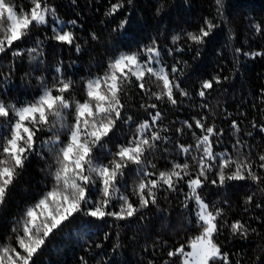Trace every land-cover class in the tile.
Segmentation results:
<instances>
[{
	"label": "trees",
	"instance_id": "trees-1",
	"mask_svg": "<svg viewBox=\"0 0 264 264\" xmlns=\"http://www.w3.org/2000/svg\"><path fill=\"white\" fill-rule=\"evenodd\" d=\"M47 2L55 6L60 19L78 22L73 29L76 41L73 45L64 44L50 39L53 34L50 28L33 27L29 43L17 42L13 47L34 46L38 37L43 41V63H30L27 53L23 57H13L11 50L0 54V100L5 104L22 102L25 98L30 100L38 95L36 77H44L51 85L57 66L62 68L65 79L74 81L71 92L66 95L83 101L84 82L102 74L111 57L119 51H136L140 45L151 44L154 39L169 72L174 64L182 69L177 75L181 87L190 94L185 98L176 93L179 103L173 106L166 98L163 101H157L155 97L149 99L135 86H127L126 94L122 93V102L128 105V114L133 116L135 124L148 118L140 107L141 103H156V110L162 113L160 127L169 129V143L161 144L155 155L150 157L156 164L154 171L158 174V171L170 169L171 161L183 163L187 159L189 171L195 173L196 164L191 156H178L174 150L177 142L195 145L192 132L195 131L197 136L201 132L195 128L193 118L200 119L201 116L207 117L206 126L214 124L217 129L224 130L222 142L214 147V151L228 147L233 152L231 145L235 139H240L251 146V158L259 163L258 155L264 154V132L259 127L254 128L253 124L264 125V99L261 98V89H264V57L253 59L241 54L237 62L234 50L264 51V0H224L223 16L217 14L213 0H132L131 5L124 0L125 7L114 15L106 13L117 0ZM15 3L22 5L23 10L32 6L29 0H15ZM161 5L163 7L158 15L157 8ZM126 17L129 21L127 27L119 30L120 22ZM205 17L219 25L213 29L206 43L197 45L187 40L184 33L197 32ZM256 23L262 26L260 33L253 27ZM92 33L97 39H92ZM173 35H180L182 39L174 44L171 39ZM76 44L80 45L79 52ZM177 48L183 51H176ZM167 49H172V54H167ZM217 76L221 82H214L213 88L205 90V97L200 98L197 93L202 82ZM145 79L151 91H161L154 77ZM205 103L208 109L201 107ZM186 120L193 124L192 130L183 125ZM233 120L239 125L238 133L232 128ZM135 124L131 130L118 127L116 134L107 141V147L115 151L117 143L125 142L134 133ZM181 127L184 132L182 136L176 132ZM46 135L38 133L41 139L46 138ZM165 149L168 150L167 154ZM192 155H196L195 151ZM51 163L52 158L47 153L44 159L33 155L26 163L5 204L0 205V243L15 245V234L12 232L14 222L21 217L26 205L34 203L43 191L51 187L48 169ZM255 170L258 175L264 176V170ZM211 179H215V172L209 175V181ZM126 181L128 187L121 190L130 202L138 206L139 198L133 192L134 184L138 181L134 176L126 177ZM181 186L187 193L186 185ZM184 193L161 190L157 193L155 205L149 204L125 220L112 217L91 220L77 216L49 238L36 258V264H81V257L88 264H149V261L152 264H164V261L169 260L167 253L170 249L186 245L190 237L199 234L192 213L194 203L189 202L186 209ZM252 193H255L253 201L245 204L247 196ZM200 195L205 202L224 209L221 222L226 220L231 223L239 219L257 229L258 234L251 233L247 240L232 236L228 228H224L216 237L222 250L229 253L231 264H236L237 260L240 264H258L257 257L261 258L259 264H264V223L255 219L258 216L264 221V207H256L257 203L264 205V191H258L250 180L227 182L225 187H216L208 182L200 190ZM111 210L118 211L119 208ZM82 219L91 220L90 231L84 229ZM98 244L101 247H97ZM170 264H180V257L172 258Z\"/></svg>",
	"mask_w": 264,
	"mask_h": 264
},
{
	"label": "snow or ice",
	"instance_id": "snow-or-ice-1",
	"mask_svg": "<svg viewBox=\"0 0 264 264\" xmlns=\"http://www.w3.org/2000/svg\"><path fill=\"white\" fill-rule=\"evenodd\" d=\"M29 2L32 6L23 10L15 0H0V54L11 50L13 57H23L27 53L30 63L39 64L43 63L44 52L43 41L38 37L34 46H13L17 42L28 44L32 28L42 26L51 29L53 34L50 39L73 45L76 41L73 29L78 22L60 19L55 6L49 5L47 0ZM213 2L217 6V14L223 16L224 0ZM127 3L131 5L132 0H127ZM124 7V0H117L111 4L106 15H114ZM162 7L157 8L158 15ZM128 23L126 17L120 22L119 30L125 29ZM218 26L205 17L197 32H186L184 36L192 43L201 45L206 43ZM253 27L257 33L262 31L258 23ZM91 35L92 39H97L94 33ZM171 39L175 44L182 37L173 35ZM76 50L79 52V44H76ZM166 51L170 55L173 50ZM176 51L182 52L183 49L177 48ZM234 52L237 62L241 54L253 59L264 57V51L260 50L243 52L241 48H236ZM54 72L51 85L44 77H36L39 94L32 99L7 104L0 100V205L5 204L14 182L33 155L44 159L47 153L52 158V163L48 165L51 187L43 191L34 203L26 205L21 217L15 220L12 232L16 243H0V264H36V258L42 253L46 242L66 222L77 216L91 220H103L105 217L125 220L149 204L155 205L157 193L161 190L184 193L182 184L188 189L184 193V207L187 209L189 202L194 203L192 213L199 234L190 237L186 245L170 249L167 253L169 260L164 264H170L172 258L177 256L180 257V264H231L229 253L222 250L216 237L224 228H228L232 236L247 240L251 233L258 234L257 229L239 219L231 223L226 220L221 222L224 209L205 202L200 190L208 182L216 187H225L227 182L250 180L258 191H264V176L258 175L255 170H264V154L258 155L259 163L252 160L251 146L240 139H235L231 145L234 154L228 147L214 151V147L222 142L224 130L217 129L214 124L206 126L207 117L201 116L200 119L193 118L195 128L201 132L200 136L192 132L195 145L177 142L174 150L178 156H191L196 164L195 173L189 171L187 159L183 163L171 161L170 169L158 171V174L154 171L156 164L150 157L155 155L161 144L169 143V129L160 127L162 113L156 110V103L142 102L140 107L148 118L135 124L133 116L128 114V105L122 102V93L126 94L127 86H135L149 99L155 97L157 101H163L166 98L173 106L179 103L176 93L185 98L190 95L181 87L177 75L182 69L174 64L169 72L154 39L151 44L140 45L136 51H119L111 57L102 74L84 82L83 101L66 95L71 92L74 81L64 78L62 68L57 66ZM146 77H154L161 91H151L146 86ZM214 82L220 83V78L217 76L203 81L198 96L204 98L205 90L212 89ZM261 98L264 99V89H261ZM201 107L208 109L206 103ZM133 124L134 133L125 142L117 143L115 151L107 147V141L116 134L118 127L131 130ZM183 125L189 130L193 129V124L187 120ZM253 127H259L264 132V125L253 124ZM232 128L235 133L240 131L234 120ZM176 132L182 136L183 127L177 128ZM38 133L47 134L46 138L41 139ZM193 151L196 155H192ZM165 153H168L167 149ZM213 172L215 179L209 181V175ZM133 176L138 181L133 188L139 198L138 206L130 202L121 190L128 187L126 177ZM254 195H248L245 204H250ZM116 207L118 211L111 210ZM256 207L262 208L264 205L257 203ZM255 219L264 223L258 216ZM91 220H81L86 231L91 230ZM186 248L189 250L186 251ZM260 259L256 258L258 264ZM80 260L81 264H88L83 257ZM236 264H240V261L237 260Z\"/></svg>",
	"mask_w": 264,
	"mask_h": 264
}]
</instances>
